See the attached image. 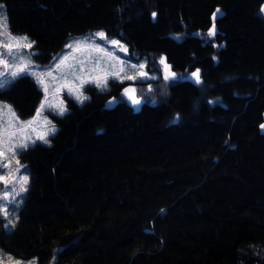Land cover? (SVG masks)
<instances>
[{"label":"trees","instance_id":"16d2710c","mask_svg":"<svg viewBox=\"0 0 264 264\" xmlns=\"http://www.w3.org/2000/svg\"><path fill=\"white\" fill-rule=\"evenodd\" d=\"M0 1L38 63L103 28L149 68L200 70L139 83L137 107L115 79L66 97L49 142L21 152L29 186L1 246L36 264H264V0ZM41 96L29 74L0 87L20 117Z\"/></svg>","mask_w":264,"mask_h":264},{"label":"rangeland","instance_id":"374dc122","mask_svg":"<svg viewBox=\"0 0 264 264\" xmlns=\"http://www.w3.org/2000/svg\"><path fill=\"white\" fill-rule=\"evenodd\" d=\"M5 19L6 27L4 24ZM99 32H103L105 38L102 39L97 36L96 34ZM9 33L12 37L27 36L28 41L32 42L33 45V40L25 33H14L10 31L5 5L0 1V58L7 59L11 65H19L22 62L28 63L30 61V67L28 73H26L29 75L32 72L38 74L51 72L52 75H45L47 91H45L43 85L37 82L36 76L31 75L40 87L42 96L35 111L27 117H20L9 101L0 99V153H5L4 156H0V176H3L5 179H9L12 176L16 178L7 185L0 181V209H7V215L0 211V218L5 229L12 228L17 221L19 209L27 191L21 192L19 190L20 183L18 181L21 177L27 176V189L30 180L28 165L21 159V152L26 147L13 148V146L21 143L27 146L35 142L48 143L49 136L58 127L53 115H62L68 110L66 97L82 103L88 98V93L85 90L86 85L92 84L103 90L108 87V81L110 79H115L129 82L124 87V91L125 89H134V92L129 93L127 97L133 104L131 96H135L140 101L138 105L133 104L137 107L141 104L144 97L140 93L138 84L144 81L155 80L159 77L165 79V64L168 65L171 72L176 74L172 79L187 77L194 80L191 77V73L198 69L192 71L173 70L170 68V64L164 54L160 55L155 68H149L145 55L139 58L132 57L128 44L118 36H108L103 28H94L82 33L70 35L63 46L52 56L50 61L47 63H38L32 57V47H21L9 55L7 50L2 46L4 43L16 42L9 38ZM176 36L180 37L178 34ZM113 40L118 41L119 44L113 45L111 43ZM78 44L80 50L76 51L74 49ZM67 45H72V47H67ZM97 49H100V51H97ZM123 49H127V51ZM66 56L69 59L57 69L56 65ZM162 59L165 63H161ZM140 65H144V68L140 69ZM132 66L136 67L133 68ZM2 71L3 65L0 64V72ZM141 72L146 73V75L141 76ZM113 73H116V75H113ZM132 76H135L136 79H128V77ZM12 79L13 77L10 74H5V76L0 77V87L6 86ZM80 96L85 97V99H79ZM115 101L116 98L112 97L109 102ZM42 103L45 106L40 115L37 116V109L41 107ZM5 105L10 106L11 112H8L4 108ZM61 105L65 109L63 113L59 110ZM12 112L15 113V117L12 116ZM34 117L35 120L33 121ZM29 121H33L30 126L27 124ZM42 133H46L45 139L47 142L38 139ZM4 165H9V167H4ZM17 168H19V171H16ZM5 192L9 194L8 199H4ZM17 262L19 264H36V256L20 257L0 245V264H17Z\"/></svg>","mask_w":264,"mask_h":264},{"label":"snow or ice","instance_id":"6c2138e0","mask_svg":"<svg viewBox=\"0 0 264 264\" xmlns=\"http://www.w3.org/2000/svg\"><path fill=\"white\" fill-rule=\"evenodd\" d=\"M219 11L220 10L217 9V12L213 14L214 17L219 14ZM260 11L264 12V5L261 6ZM155 15L156 14L153 13V17H155ZM4 24H5V27H6V19L4 21ZM215 34H216L215 33V27L213 26V28L209 30L208 35L209 36H214ZM96 35L99 36L102 39L105 38V34L103 32H99ZM9 38L16 41L15 43H4L2 45L7 50L9 55H11L14 50L19 49L21 47H23V48H31L32 47V42L28 41V37L27 36L12 37L11 34L9 33ZM111 43L113 45H118L119 44V42L115 41V40L111 41ZM67 47H72V45H67ZM74 50H76V51L80 50L79 44L76 46V48ZM123 50L127 51V49H123ZM97 51H100V49H97ZM68 59L69 58L67 56L64 57L60 61V63L56 65L57 69H59L61 67V65H64ZM161 63H165V61L162 59ZM0 64L3 65V71L0 72V77L5 76V74H10L11 77L16 78L18 76H21L22 74L28 73V70H29V67H30V61L28 63L22 62L19 65H11V64H9L8 60L5 59V58H0ZM132 67L135 68L136 66H132ZM139 68L143 69L144 65H140ZM165 70H166L165 80H169V79H172V78L175 77L176 74L170 71V69H169L167 64H165ZM31 75L36 76L37 82L39 84L43 85L45 87V91H47V85L45 84V75L51 76L52 73L48 72L46 74H38L36 72H32ZM113 75H116V73H113ZM140 75L144 76V75H146V73L141 72ZM191 77L194 78V82L195 83H200V70L197 69L195 72H192L191 73ZM128 79H136V77L132 76V77H128ZM131 92H134V89H125V94L126 95H128ZM79 99L83 100V99H85V97L80 96ZM131 99H132L133 104L138 105L140 103V101L138 99H136L135 96H131ZM44 106L45 105L42 103L41 107L39 109H37V116L40 115V113H41L42 109L44 108ZM4 108L7 109L8 112H11L10 106L5 105ZM59 110H60L61 113H63L65 111V109H64V107L62 105L60 106ZM11 114H12L13 117H15V113L14 112H12ZM34 120H35V117L33 118V121ZM33 121H29V122H27V124L30 126L33 123ZM260 127L262 129H264V124H261ZM45 137H46V133H42V134L39 135L38 139L45 140V142H47ZM15 147H27V145L21 143V144L13 146V148H15ZM9 150L11 151V149H9ZM4 155H5V153H0V156H4ZM17 163H19V162H17ZM4 167H9V165H4ZM16 171H19V168H17ZM15 179L16 178L14 176L10 177L9 179H5L3 176H0V181H2L5 185L11 183L12 180H15ZM18 182L20 183V189L19 190L21 192L26 191L27 190L26 189V184L28 182V177L27 176L21 177ZM8 195L9 194L7 192H5L4 199H8ZM0 211H2L5 215H7V209H0ZM17 264H19V262H17Z\"/></svg>","mask_w":264,"mask_h":264}]
</instances>
